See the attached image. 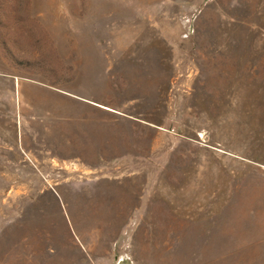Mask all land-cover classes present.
<instances>
[{"label": "rangeland", "instance_id": "rangeland-1", "mask_svg": "<svg viewBox=\"0 0 264 264\" xmlns=\"http://www.w3.org/2000/svg\"><path fill=\"white\" fill-rule=\"evenodd\" d=\"M63 97L69 113L73 97L89 98L146 123L94 117L101 132L146 141L147 158L105 147L93 169L73 155L78 143L52 153L43 116L17 112ZM128 175L146 197L107 237L81 209L87 191H53ZM99 240L110 251L85 249ZM101 256L264 264V0H0V264Z\"/></svg>", "mask_w": 264, "mask_h": 264}, {"label": "crops", "instance_id": "crops-1", "mask_svg": "<svg viewBox=\"0 0 264 264\" xmlns=\"http://www.w3.org/2000/svg\"><path fill=\"white\" fill-rule=\"evenodd\" d=\"M71 100L80 106L78 107L80 110L76 113L67 112V106L70 102L67 97L61 99V106H56L52 102L49 105L46 104L43 109L26 107L24 108L25 111H22L21 108L17 113L29 117L32 115L43 116L46 137L48 135L51 138L53 145L58 143V145H54L56 148L52 153L63 157L68 151L66 150L68 148L65 146H74L75 143H78V146H75L78 150L73 151V155H75L80 163H83L85 166H91L93 169L96 166L90 163L89 158L108 156L105 151L101 152V148L104 150L105 147L113 148V152L119 153L121 156L127 155L129 157L131 155L130 157L133 160L147 158L148 145L146 141H144L143 146H136L132 140L121 141L124 140L123 138H119L122 135V131H118L116 127L115 130H112L114 131V137L107 134L106 132L108 131L106 130V132H101L100 123L94 117L99 116L104 111L106 117L114 123L116 122V124L119 122L122 125L128 122L125 124L129 126V130H141V126H146V123L99 105V103L89 98L73 97ZM65 110L66 112H64ZM29 122L31 123V120ZM42 191L49 190L45 188ZM53 191H87L83 194L84 201L82 202L81 209L83 212H91L93 219L96 222L98 220L99 236L102 238V236L107 237L108 226L110 225L109 221L113 223L112 226H116L118 225V221L124 218V213L128 211L137 212L140 209L141 202L146 197V182L142 185L137 175L124 177L100 176L72 183L61 182L55 186ZM56 195L58 196L57 193ZM58 197L62 203H65L62 201V196ZM93 200L94 202L100 201L99 208L93 207ZM110 201H112L111 204H108ZM121 227H123V224H121ZM105 243L104 240H99L97 245L89 246L91 244L89 242V244H86L85 249L93 253H105L110 251L108 248H105ZM99 259L101 261L97 264H109L108 262L111 261L109 257L101 256Z\"/></svg>", "mask_w": 264, "mask_h": 264}]
</instances>
